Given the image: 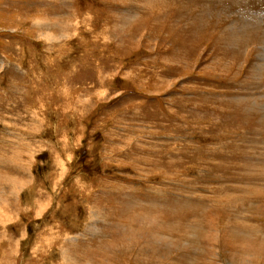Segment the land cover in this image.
Segmentation results:
<instances>
[{
    "label": "rangeland",
    "instance_id": "1",
    "mask_svg": "<svg viewBox=\"0 0 264 264\" xmlns=\"http://www.w3.org/2000/svg\"><path fill=\"white\" fill-rule=\"evenodd\" d=\"M0 264H264V0H0Z\"/></svg>",
    "mask_w": 264,
    "mask_h": 264
},
{
    "label": "bare ground",
    "instance_id": "2",
    "mask_svg": "<svg viewBox=\"0 0 264 264\" xmlns=\"http://www.w3.org/2000/svg\"><path fill=\"white\" fill-rule=\"evenodd\" d=\"M262 12V11H261ZM256 13V12H255ZM252 26V25H251ZM227 27V26H226ZM235 28V27H234ZM233 32V31H232ZM229 33H230V31H229ZM243 35V34H242Z\"/></svg>",
    "mask_w": 264,
    "mask_h": 264
}]
</instances>
